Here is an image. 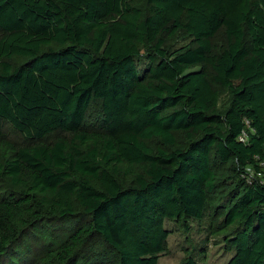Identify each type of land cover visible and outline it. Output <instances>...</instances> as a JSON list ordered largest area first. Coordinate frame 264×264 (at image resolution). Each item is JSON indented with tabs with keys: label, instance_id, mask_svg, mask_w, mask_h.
<instances>
[{
	"label": "trees",
	"instance_id": "trees-1",
	"mask_svg": "<svg viewBox=\"0 0 264 264\" xmlns=\"http://www.w3.org/2000/svg\"><path fill=\"white\" fill-rule=\"evenodd\" d=\"M260 161L264 0H0V264H159L207 214L264 264Z\"/></svg>",
	"mask_w": 264,
	"mask_h": 264
},
{
	"label": "rangeland",
	"instance_id": "rangeland-1",
	"mask_svg": "<svg viewBox=\"0 0 264 264\" xmlns=\"http://www.w3.org/2000/svg\"><path fill=\"white\" fill-rule=\"evenodd\" d=\"M223 37H219L217 44L222 46ZM192 39L178 33L176 37L168 43L167 47L171 50L191 45ZM148 62L138 64V69L143 72ZM230 103V95L228 92L221 94L219 107L224 110ZM6 138L10 141L19 139V136L14 133L11 128H5ZM251 168V169H250ZM251 176L255 174L252 167H249ZM218 217H215V220ZM218 220L215 224L212 217L208 214L201 220H190L185 223H178L175 221L167 220L165 227L169 230L170 235L167 242V250L160 255L159 264H181L183 261L190 257H194L200 264H226L233 254L227 253L225 250V235L227 232H216L219 223ZM216 232V233H215ZM44 239H48V233L44 234L41 240L38 241V248H42L45 244ZM52 237L48 239L51 240ZM34 248L35 245H32ZM34 251V250H33Z\"/></svg>",
	"mask_w": 264,
	"mask_h": 264
},
{
	"label": "built area",
	"instance_id": "built-area-1",
	"mask_svg": "<svg viewBox=\"0 0 264 264\" xmlns=\"http://www.w3.org/2000/svg\"><path fill=\"white\" fill-rule=\"evenodd\" d=\"M244 137H242V140H243ZM260 167L262 168V170L264 171V161H260ZM251 169V168H250ZM248 172H249V168H248Z\"/></svg>",
	"mask_w": 264,
	"mask_h": 264
}]
</instances>
